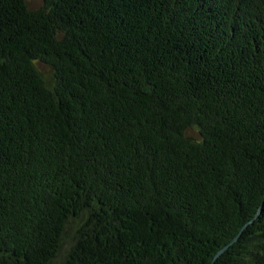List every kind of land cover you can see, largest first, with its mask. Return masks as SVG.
I'll return each instance as SVG.
<instances>
[{"label":"trees","instance_id":"16d2710c","mask_svg":"<svg viewBox=\"0 0 264 264\" xmlns=\"http://www.w3.org/2000/svg\"><path fill=\"white\" fill-rule=\"evenodd\" d=\"M73 218L62 264H264V0H0V264Z\"/></svg>","mask_w":264,"mask_h":264},{"label":"rangeland","instance_id":"374dc122","mask_svg":"<svg viewBox=\"0 0 264 264\" xmlns=\"http://www.w3.org/2000/svg\"><path fill=\"white\" fill-rule=\"evenodd\" d=\"M27 2L30 8L32 9H37L41 7V5L43 4V0H27ZM39 66L46 79L49 82H51L53 79L51 68L45 63H41L39 64ZM190 133L195 137L199 136V132L197 129H192ZM82 223H83V219L81 220V218L80 219L73 218L69 221L66 227L65 234L63 236L60 253L58 257L54 260L53 264H62V262L65 260L69 250L72 248V246L74 245L77 239V229L81 226Z\"/></svg>","mask_w":264,"mask_h":264},{"label":"water","instance_id":"95a60500","mask_svg":"<svg viewBox=\"0 0 264 264\" xmlns=\"http://www.w3.org/2000/svg\"><path fill=\"white\" fill-rule=\"evenodd\" d=\"M242 232V231H241ZM241 234V233H240ZM240 234H238L237 235V237L232 241V242H234V241H236L238 238H239V236H240ZM230 246V244H228V245H226L225 247H223L219 252H218V254L216 255V257H215V259L218 257V256H220L228 247ZM213 264H214V262H213Z\"/></svg>","mask_w":264,"mask_h":264}]
</instances>
